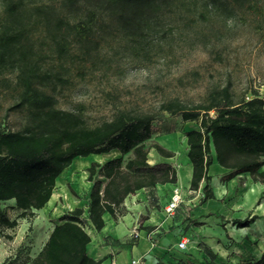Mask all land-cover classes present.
Segmentation results:
<instances>
[{
    "label": "trees",
    "instance_id": "trees-1",
    "mask_svg": "<svg viewBox=\"0 0 264 264\" xmlns=\"http://www.w3.org/2000/svg\"><path fill=\"white\" fill-rule=\"evenodd\" d=\"M175 1L0 0V75L14 74L7 113L26 111L19 129H6L0 123V202L13 200L18 210L12 218L0 205V237L12 238L6 230L16 227L19 218L35 217L50 199L58 175L76 156L119 153L103 163L93 160L86 168L87 180L92 182L87 215L83 216L81 206L63 213L39 251L28 254L21 264H98L100 260L86 252L91 240L87 221L99 231L105 225L104 213L117 219L130 194L176 183L174 165L147 159L151 148L163 157L174 156L156 141L146 144L160 111L196 122L185 136L192 167L189 188L201 190L200 203L214 197L208 174L214 161L227 169L222 177L226 182L248 174L253 182L264 184V98L256 89L236 92L230 77L209 85L196 100L171 96L155 110L117 106L110 118L93 126L85 125L78 112L56 106V94L68 78L53 69L54 62L66 70L65 61L77 56L75 48L89 56L112 32L140 34ZM251 4L252 0H204L208 12L224 19L235 8ZM199 37L206 47L208 35L200 32ZM255 218L252 214L231 222L246 227ZM251 264H264V249Z\"/></svg>",
    "mask_w": 264,
    "mask_h": 264
},
{
    "label": "rangeland",
    "instance_id": "rangeland-1",
    "mask_svg": "<svg viewBox=\"0 0 264 264\" xmlns=\"http://www.w3.org/2000/svg\"><path fill=\"white\" fill-rule=\"evenodd\" d=\"M200 32L208 35L206 47L199 39ZM73 53L77 56L65 61L66 70L57 61L53 63V69L68 78L56 94V106L78 112L87 126L110 118L117 106L155 110L162 99L171 96L196 100L209 85L223 83L227 77L236 92L256 89L264 98V0L235 8L228 19L208 12L204 0H176L140 34L112 32L89 56H83L77 48ZM13 82V73L0 75V123L6 129H19L26 120L25 110L7 113ZM195 126V121L184 122L180 116L160 111L146 144L156 141L172 150L175 156L169 160L178 172L188 163L185 132ZM154 154L151 148L149 163L155 162ZM90 155L103 159L97 157L101 154ZM215 167H219L217 162L210 171ZM79 172L64 174L67 195L55 205L36 211L31 219L19 218L16 227L6 230L12 238L0 237V263L15 259L13 264H21L28 254L34 255L59 219L57 213L61 215L77 205L84 208L83 216L87 215L89 184ZM232 179L226 182L214 177V197L203 203L201 190L190 192L189 187L176 184L147 190V201L137 198L138 192L128 197L127 204H135V209L143 213L138 225L154 212L157 222L169 223L167 228L175 232L170 251L155 264H251L260 256L264 249V184L258 183L261 192L256 199L247 174ZM174 186L180 190L181 200L173 213L167 214L164 205ZM0 205L10 217L18 214L13 200ZM122 207L126 212L124 202ZM252 214L257 218L246 227L231 222ZM182 239L187 241L185 248L178 246ZM145 261L141 257L140 264Z\"/></svg>",
    "mask_w": 264,
    "mask_h": 264
},
{
    "label": "crops",
    "instance_id": "crops-1",
    "mask_svg": "<svg viewBox=\"0 0 264 264\" xmlns=\"http://www.w3.org/2000/svg\"><path fill=\"white\" fill-rule=\"evenodd\" d=\"M186 152H187V149H186ZM118 155H119L118 151L112 150L108 153L97 155V157L103 158L101 160L95 159L94 157H96V155H88V156H83V157L79 156V158L75 157L72 160L71 164L67 168H65L60 173V175H58L56 179V185L53 190V192L57 191L58 195L56 199L51 200L50 198L43 208L47 207L48 205L49 206L55 205V203L59 201L62 198V196H64L65 194L67 195L64 189V186H63L64 184L63 181H64V178L66 177L64 176V174L66 173L76 174L78 171H80L79 173H81V175H83L84 178L87 180L86 168L89 166L91 161L94 160V161L103 163L106 160L116 157ZM153 158L155 162L164 161V162L171 163V161L169 160L170 157H163L159 155L156 151H155ZM213 164H215V161L212 164H210V166ZM186 166H189L188 175L187 174L184 176L180 175V171L182 168H179V171L177 172V181L175 184L176 186L180 188H188L190 185L192 167H191L189 160H188V163H186ZM210 166L208 168V174L211 175V180H213L214 177L222 178L223 175L227 172V169L222 167L219 164H218L219 167H215L214 172H211ZM97 178H100L104 182V178L100 176ZM232 180H234V178ZM251 182L253 184L251 186V190L254 189V191L253 192L250 191V192L254 193L255 194L254 197L257 199L261 192V189L258 187V183L260 185H262L263 183L253 182L252 180ZM87 183L89 184V187L87 190V197H88L92 182L87 180ZM173 185L174 184H171V183H165V184H157L156 187L157 188L159 186L170 187ZM146 191L147 190L140 189L137 191L138 193L135 196L141 200L144 199L145 201H147L146 194H145ZM213 192L215 191L213 190ZM129 196L133 197L132 194ZM129 196H127L124 200V204L127 210L126 212L124 210V213L121 216L119 215L120 217L118 216L117 219H113L109 213L107 212L104 213L103 216L105 220V225L101 230L99 231L95 230L91 226L89 221H87L86 223L88 233L90 234V237H91L90 242L86 245V252L92 258L99 259L100 262L98 264H110L112 259L116 260L117 264H140L141 257L146 258L145 264H155L160 259L162 260V257L165 255L166 252L170 251L169 245L175 239V232L174 230L167 228L169 223L167 222L159 223V221L157 222L154 217L155 216L154 212H150V217L148 219L147 218L142 219L143 222L141 220L142 223L140 222L138 225L139 216L140 214H143V213H141V209H139L138 211L135 209L136 207L135 204L131 206L127 204L126 201ZM62 214L63 213H61V215ZM57 215L58 217L61 216L58 213ZM58 222H59V219L57 218L55 223H58ZM140 225L153 226V227L147 230V229L140 228L139 227ZM50 230L45 235L44 241L40 244L36 253L39 251V249L41 248V246L47 239ZM132 231H135L137 233V236L134 239L132 237V234H133ZM132 260H135V262L132 263Z\"/></svg>",
    "mask_w": 264,
    "mask_h": 264
},
{
    "label": "built area",
    "instance_id": "built-area-1",
    "mask_svg": "<svg viewBox=\"0 0 264 264\" xmlns=\"http://www.w3.org/2000/svg\"><path fill=\"white\" fill-rule=\"evenodd\" d=\"M197 191L198 190L190 189V192H197ZM180 200H181V192H180V190L176 186H174L173 187V192H172L171 196L169 197L168 201L164 205V211L167 214L173 213L174 209L176 208V206L178 205V203H179ZM86 229H87V227H86ZM132 232H133L132 237H136L137 236V233L135 231H132ZM178 246L180 248L187 247V241L185 239L180 240L178 242ZM134 262H135V260H132V263H134ZM110 264H117V262H116V260H113L112 259L111 262H110Z\"/></svg>",
    "mask_w": 264,
    "mask_h": 264
},
{
    "label": "bare ground",
    "instance_id": "bare-ground-1",
    "mask_svg": "<svg viewBox=\"0 0 264 264\" xmlns=\"http://www.w3.org/2000/svg\"><path fill=\"white\" fill-rule=\"evenodd\" d=\"M102 154V153H101ZM76 157H78L79 158V156H76ZM83 157V156H82ZM85 158V157H84ZM83 159V158H82ZM80 162H81V160H80ZM83 162V161H82ZM76 169V168H75ZM188 169H189V166H186V167H183V169L181 170V172H180V175H188ZM57 197V193L56 192H53L52 194H51V200H53V199H55Z\"/></svg>",
    "mask_w": 264,
    "mask_h": 264
}]
</instances>
